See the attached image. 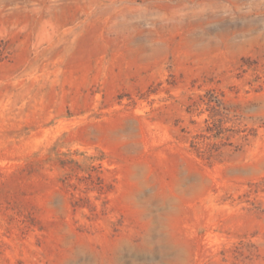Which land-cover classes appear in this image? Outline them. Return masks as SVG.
Wrapping results in <instances>:
<instances>
[{"label":"rangeland","instance_id":"obj_1","mask_svg":"<svg viewBox=\"0 0 264 264\" xmlns=\"http://www.w3.org/2000/svg\"><path fill=\"white\" fill-rule=\"evenodd\" d=\"M0 264H264V0H0Z\"/></svg>","mask_w":264,"mask_h":264}]
</instances>
